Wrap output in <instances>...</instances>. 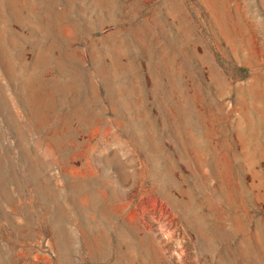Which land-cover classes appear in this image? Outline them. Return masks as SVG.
Returning a JSON list of instances; mask_svg holds the SVG:
<instances>
[{
  "label": "rangeland",
  "instance_id": "1",
  "mask_svg": "<svg viewBox=\"0 0 264 264\" xmlns=\"http://www.w3.org/2000/svg\"><path fill=\"white\" fill-rule=\"evenodd\" d=\"M0 264H264V0H0Z\"/></svg>",
  "mask_w": 264,
  "mask_h": 264
}]
</instances>
